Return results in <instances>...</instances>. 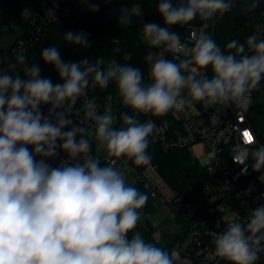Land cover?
I'll use <instances>...</instances> for the list:
<instances>
[{
    "label": "clouds",
    "instance_id": "obj_1",
    "mask_svg": "<svg viewBox=\"0 0 264 264\" xmlns=\"http://www.w3.org/2000/svg\"><path fill=\"white\" fill-rule=\"evenodd\" d=\"M259 3L251 0L247 10L254 11ZM235 6L236 0H179L178 6L160 0L157 11L166 26L145 23L140 34L150 49L163 47L175 59L149 51L148 83L139 67L115 58L106 63L102 56L65 62L54 46L43 48L41 59L54 67L62 83L41 76L37 64L27 68L24 78L0 70V264H176L177 253L134 231L149 195L128 184L129 169L115 163L122 157L136 166L151 163L147 149L155 125L151 120L141 123L137 114L165 116L194 102L206 109L249 108L252 91L264 81V39H234L225 52L206 32L191 33L182 43L180 34L170 30L197 17L215 24ZM90 7L99 10V5ZM47 13L55 18L52 9ZM21 15L30 17L32 10L25 8ZM122 19L129 23L128 17ZM64 39L91 47L83 31H69ZM17 61L24 63L25 57L18 55ZM112 83L131 114H113L111 107L100 113L95 99H86L84 115L93 127L75 126L70 106L90 86L106 89ZM42 105H50L47 115ZM118 116L122 127H114ZM93 140L110 160L104 166L92 154ZM251 145L246 141L233 147V161L244 166V173L250 158L254 172L264 170V145L254 150ZM61 151L67 156L53 167L48 160ZM232 216L222 233H213L215 255L227 264H257L264 254V203L249 209L246 218L236 212Z\"/></svg>",
    "mask_w": 264,
    "mask_h": 264
},
{
    "label": "built area",
    "instance_id": "obj_2",
    "mask_svg": "<svg viewBox=\"0 0 264 264\" xmlns=\"http://www.w3.org/2000/svg\"><path fill=\"white\" fill-rule=\"evenodd\" d=\"M87 3L88 0H51L40 14L39 20L32 22L33 29L25 38L17 43L13 42L10 46L0 40V67L4 65L6 58L19 63L17 57L23 55L25 62L19 64L27 70L31 66L27 56L41 37L43 27L59 17L71 16L80 5ZM49 9L54 11L55 18L47 13ZM249 26L251 27L250 35H256L258 40L264 39V5L259 8L258 21ZM214 31L215 24L210 21H204L200 25H187L185 37L181 39V42H187L191 33L206 32L213 37ZM168 55L175 59L173 53L163 51L162 47L156 56L167 58ZM260 85L264 89V81H261ZM92 90L90 86L86 96L78 98L76 104L70 106V118L75 126L89 129L93 127V122L85 117L83 110L86 99H95ZM253 94L254 90L252 99ZM103 103V106L98 105L100 113L103 108L112 107L113 97L108 96ZM49 107L50 105L41 106L45 115L48 114ZM171 112L174 119L180 123L182 131H176L171 137L170 126L157 124L151 114H147L145 122L151 120L155 125L150 138L155 143H161L166 151L188 149L191 152L209 177V182H206L201 189L203 204L192 203L178 196L169 187H166L164 191L162 184L155 180L159 178V175L153 166L139 173L132 169L122 157L116 160L115 167L122 170L126 165L131 169L136 179L144 184L151 199L157 204H167L173 218L185 225L180 231L183 237L170 251V253L178 254L176 264H187V261L190 264H227L225 260L215 255L213 233H222L226 229L228 223L235 219L232 212L239 213L242 218H246L249 209H255L258 204L264 203V170L254 172L251 168L254 161L250 158L248 171L244 173L242 172L244 166L233 161V147L236 144L252 141L253 150L262 145L251 122L252 104L247 110L238 109L234 105L228 107L214 105L206 109L202 104L194 102L183 110H172ZM245 133L250 139L245 137ZM92 154L100 157L102 166L110 162V160H105L106 152L102 147H98L94 140ZM66 156L67 154L61 151L59 157L55 159V166H58ZM153 173L156 175H152ZM216 187L217 190L214 189ZM257 264H264V254L261 255Z\"/></svg>",
    "mask_w": 264,
    "mask_h": 264
},
{
    "label": "trees",
    "instance_id": "obj_3",
    "mask_svg": "<svg viewBox=\"0 0 264 264\" xmlns=\"http://www.w3.org/2000/svg\"><path fill=\"white\" fill-rule=\"evenodd\" d=\"M51 0H0V17H4V13L13 16L15 29L17 31L14 43L25 38V36L33 29L32 22L39 20L40 14L43 12L45 6ZM160 0H88L87 4H82L79 8L69 17H59L57 20L49 23L43 27L41 37L36 41L34 47L29 52L27 60L31 65L37 64L41 68V76L51 78L52 82L62 83L58 73L50 64H46L41 59V51L43 48L54 46L58 47L61 57L65 62H77L84 57H88L94 61L96 57H104L107 63L108 60L115 58L118 62L124 64H131L139 67L143 74L145 82L148 83V70L149 61L145 59L146 54L152 51L155 55L158 54L160 49H150L146 44L141 41L137 28L134 26L122 25L116 18L109 15V11L123 7L138 6L141 9L145 23H156L162 27L164 24L163 18L157 11ZM251 0H236L234 9L226 13L223 18H217L215 23V31L213 39L225 52L228 51L226 45L231 40H239L245 43L251 32L249 24H254L259 19V8L264 5V0H260L259 7L254 11H248V4ZM174 6H178L179 0H172ZM99 5L98 11H92L90 5ZM25 8L32 10L30 17H22L21 13ZM199 17L194 19L188 25H200ZM187 25H174L170 27L171 31L180 34L181 39L185 37V28ZM80 32L83 31L88 34L91 47L83 45L70 44L64 39V34L67 32ZM212 36V35H211ZM119 47L121 51L115 53L113 49ZM128 53L131 59L125 61L124 55ZM166 59H173L169 55ZM211 77V69L207 71ZM92 95L95 98L97 105L103 106V100L108 96L113 97V105L111 109L114 114L129 112L123 104L117 105L118 98L120 97L119 91L114 83L110 84L108 88L101 89L96 87L92 90ZM119 95V97H118ZM103 108L102 111H104ZM141 123H145L147 115L137 114ZM153 120L159 124H167L170 126V136H174L176 131H182L180 123H178L172 116L170 111L165 116H153ZM251 122L254 130L259 138V141L264 145V89L260 85L258 89L254 90L252 99V117ZM122 122L117 117V122L114 127H122ZM169 139V132H168ZM31 147V146H30ZM151 156V164H154L160 172L162 178L167 185L178 196L184 197L186 200L203 204L202 187L208 180V174L200 166L198 161L193 157L188 149L165 150L161 143H155L149 137V147L147 149ZM37 160L41 157H36ZM55 159H49L53 167H55ZM134 170L141 173L148 166H136L132 161L127 160ZM142 192L149 193L144 189L141 183L137 180L132 185ZM157 204L154 200L149 199L146 206L142 209V219L134 231H139L146 242L155 244L158 247V242L154 239L155 227L152 224L151 217L158 211ZM182 224V222H181ZM182 227H185L182 224ZM132 233H129L131 238ZM183 237L181 232L173 236V239L166 247H161L170 253L175 244ZM173 242V244L171 243ZM171 245V247H169Z\"/></svg>",
    "mask_w": 264,
    "mask_h": 264
},
{
    "label": "rangeland",
    "instance_id": "obj_4",
    "mask_svg": "<svg viewBox=\"0 0 264 264\" xmlns=\"http://www.w3.org/2000/svg\"><path fill=\"white\" fill-rule=\"evenodd\" d=\"M122 11L123 10L121 8L114 9V10L109 11V15L113 18H116L119 21L120 20L119 14ZM13 22H14L13 16L10 14L4 13V17H0V25H2V28L0 29V40H2L8 46H10L13 43V40L16 38V35H17V31L11 27ZM143 25H144L143 21H138V23L134 25V27L137 28L141 39H142V36H141L140 32H141V28ZM142 41H143V39H142ZM158 54H159V52H158ZM10 65H15V67L10 68ZM0 70L9 71L10 74L19 73L22 78H24V75L26 74V69L22 65H20L19 63L13 61L11 58L5 59L4 65H2L0 67ZM118 97H119V95H118ZM118 99L119 100L117 101V103H118L117 105L122 104L121 97H119ZM104 111H102V113ZM113 114H114V112H113ZM129 166L132 168V166L130 164H129ZM150 166H153L156 168V172H157V175H159V178L157 177L155 180H157L158 182H160L162 184V187H164L163 190L165 191L166 187H169V186L167 185L165 180L162 178L160 172L158 171V168L154 164L150 163L146 167V169ZM122 170H124V169H122ZM145 170H144V172H145ZM152 175H156V174L153 173ZM125 178H126V182L130 185H133L134 182L137 181V179L135 177V173H133V171L131 169H129L128 171L125 172ZM208 182L209 181H207V183ZM217 184L219 185V182ZM141 185L144 187V184L141 183ZM204 186H205V184L201 187L203 188ZM144 189H145V187H144ZM214 189L217 190V187ZM157 209H158L157 213L151 217L152 224L155 227V232H154L153 237L158 242L159 246L166 247V245L168 243L170 244V241L173 239V236L181 231L182 224H181L180 220H175L173 218V216L171 215L169 206L167 204H164V203L159 204V206H157ZM171 243L173 244V242H171ZM169 247H171V245H169Z\"/></svg>",
    "mask_w": 264,
    "mask_h": 264
},
{
    "label": "crops",
    "instance_id": "obj_5",
    "mask_svg": "<svg viewBox=\"0 0 264 264\" xmlns=\"http://www.w3.org/2000/svg\"><path fill=\"white\" fill-rule=\"evenodd\" d=\"M123 11L119 14L120 20L119 22L122 25H126V26H134L135 24L138 23V21H143L144 22V18L141 12V9L138 6H133V7H123L121 8ZM122 17H128L129 18V23L126 22V19H122ZM145 24V22H144ZM0 27L2 28V25H0ZM14 30L15 26H11ZM0 28V29H1ZM138 31V30H137ZM139 34V33H138ZM140 36V35H139ZM141 38V37H140ZM15 40V39H14ZM13 40V42H14ZM142 41V39H141ZM143 42V41H142ZM144 43V42H143ZM145 44V43H144Z\"/></svg>",
    "mask_w": 264,
    "mask_h": 264
},
{
    "label": "snow or ice",
    "instance_id": "obj_6",
    "mask_svg": "<svg viewBox=\"0 0 264 264\" xmlns=\"http://www.w3.org/2000/svg\"><path fill=\"white\" fill-rule=\"evenodd\" d=\"M245 137H246L247 139H250V137L248 136V134H247V133H245Z\"/></svg>",
    "mask_w": 264,
    "mask_h": 264
},
{
    "label": "water",
    "instance_id": "obj_7",
    "mask_svg": "<svg viewBox=\"0 0 264 264\" xmlns=\"http://www.w3.org/2000/svg\"><path fill=\"white\" fill-rule=\"evenodd\" d=\"M14 26V24H12Z\"/></svg>",
    "mask_w": 264,
    "mask_h": 264
}]
</instances>
